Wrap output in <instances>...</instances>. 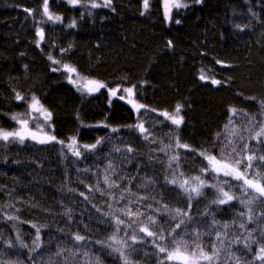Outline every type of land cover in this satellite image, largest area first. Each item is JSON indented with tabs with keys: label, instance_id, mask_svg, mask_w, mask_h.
Listing matches in <instances>:
<instances>
[{
	"label": "trees",
	"instance_id": "1",
	"mask_svg": "<svg viewBox=\"0 0 264 264\" xmlns=\"http://www.w3.org/2000/svg\"><path fill=\"white\" fill-rule=\"evenodd\" d=\"M93 1L48 0L45 14L44 0H0V129L18 130L16 115L40 119L29 108L34 95L51 113L48 130L56 137L29 150L23 144L17 152L11 139H0V264H125V257L128 264H161L165 254L140 225L162 231L169 247L174 238L190 246L195 241L210 254L208 217L245 221L247 208L257 203H240L252 194H242L241 181L210 170L202 174L208 162L198 152L215 155L229 140L264 152V143L251 138L264 120V0H180L183 6L170 18L164 0H147V8L144 0H107L97 7ZM65 64L76 73L67 72ZM69 76L107 87L90 95ZM201 76L220 83L203 82ZM133 85L135 101L148 109V128L156 125L157 132L135 128L138 115L109 95L108 89ZM178 104L183 124L163 133L164 117L155 114H175ZM232 109L253 118L255 127L233 129ZM177 136L190 149L176 148ZM73 138L78 146L96 145L97 152L73 157L68 148ZM173 155L178 159L171 160ZM173 171L201 176L207 186L189 200L168 182ZM105 175L119 187L109 189ZM212 185H223L238 199L214 203L219 194ZM121 192L126 199H119ZM139 197L146 199L131 207L144 216L120 212ZM164 205L188 213L180 228H175L179 218ZM149 215L155 224H148ZM115 216L126 224L136 220L131 227L120 226L117 239L126 240L127 247L109 239L116 233ZM248 262L254 259L243 261ZM212 264L233 263L221 258Z\"/></svg>",
	"mask_w": 264,
	"mask_h": 264
},
{
	"label": "snow or ice",
	"instance_id": "2",
	"mask_svg": "<svg viewBox=\"0 0 264 264\" xmlns=\"http://www.w3.org/2000/svg\"><path fill=\"white\" fill-rule=\"evenodd\" d=\"M70 3L76 4L79 2V0H69ZM145 8H147V0H144ZM168 0H165V6L167 8ZM172 5L174 7H182L183 5L180 4L179 0H172ZM98 5L93 4V7H97ZM44 12L45 14H48V0H44ZM49 19H53L51 15H49ZM55 19L59 20L60 17H55ZM176 23H179L177 20ZM74 26V24L72 25ZM41 39H43V30L39 33ZM169 45H171V41L168 42ZM51 59V57H49ZM63 68L69 72V73H76V69L73 67H70L69 65L65 64L63 65ZM55 71V69H53ZM201 79H204L203 76H201ZM69 81L73 84H76L77 82L69 76ZM213 84H219L220 81L213 79ZM84 87L87 89L88 92L93 91H99L101 88H106L107 85L104 84L101 81L98 80H87L84 84ZM134 85L132 87H128L124 89V92L129 94V96L133 95ZM108 91L115 96L118 91H120L119 88H113L108 89ZM16 99L20 100L23 99V97L20 95V93H16ZM120 99H124L123 96L120 97ZM31 104L29 105V108L31 112H37L42 114L45 121L51 119V113L47 111L43 107V105L40 104V101L36 96L31 97ZM130 104L133 105L134 108L137 109V111L140 108L145 107L142 104L135 103L132 99H129L128 101ZM261 104H264V101H261ZM181 105H177L175 108V114H169L167 112L161 113L163 116H165L168 120L171 121L172 124L179 127L184 122V117L180 114L181 113ZM233 114L236 113V109H232ZM12 119L17 120V122L21 125V127L16 131H6L3 129H0V139L2 140H9V138L18 139L21 143L25 140V138L30 137L33 140H38L39 143H48L51 141H56V137L54 135H48L44 134L43 136H39L37 133L39 131H42L39 125H37V131H32L28 128L29 119H32L31 113L28 114V118H21L19 115L13 116ZM140 129L141 132L146 131L144 129L143 124L136 125ZM227 127V126H226ZM255 127V124L253 125ZM115 131V129H113ZM248 131L251 133L252 129H248ZM237 136V140L243 142L244 137L240 135L239 133L235 134ZM252 139L259 140L260 142L264 143V123H261L259 125L258 130L254 132V135L251 137ZM59 143H63V141H58ZM97 143H100V141H97ZM76 144L75 139L73 138L72 142L68 144L69 149H73V145ZM85 148H95L96 145H85ZM171 147V145L169 146ZM175 147L176 148H184V149H190V146L188 144L181 143L179 140V137H175ZM227 147L231 149V151L225 150V147H221L219 157L217 155H213L210 152H208L207 149L201 150L198 152V154L202 157H204L208 164L204 169H201V173H206L207 171H212L213 173L219 175L223 174L225 177H231L234 180L241 181V189L242 194L245 196H248L249 193H252L254 195L251 196V198L247 200H240V203L242 204H248L251 205L255 199L260 198L264 200V174H262L259 171L255 170L253 161H264V155H256L254 152H251L248 148V145L246 142L243 143V147L238 151L237 150V141L236 140H229L227 142ZM195 151L194 149H192ZM129 152L132 151L131 148L128 149ZM74 155L80 156V152L78 150H75ZM178 156L173 155L171 157V160H177ZM113 166L110 164L109 168H112ZM169 167H171V162L169 163ZM170 179L168 180L169 183L176 185L178 188L182 189L184 193L188 195L189 200L193 198V194L196 196L201 195V189L206 185V181L201 178V176H195V177H184L183 173H176L173 171L170 173ZM104 183L108 185V188L111 189L113 187H119V185L115 181H110V178L108 175H105L104 177ZM224 183H227L225 181ZM216 188L218 192V198L214 201V203L217 204H227L230 201L234 199H238L234 195L230 193V191H226L223 185H212ZM128 191V190H125ZM110 194V193H109ZM81 195H84L81 193ZM115 198V197H113ZM119 199L124 200L126 199L125 193L121 192ZM146 199V197H139L138 200H128L125 207L120 209V212L128 217H136L139 218L141 216H144L145 213L140 211L139 208H137L136 211L132 210V204L137 203L139 204L140 201ZM147 207H151V205H148ZM165 211H170L172 213L173 218H179V222L175 225V228H180L182 224L185 223V218L188 217V213L176 208L174 210L168 209L167 205L163 206ZM251 211V208H249V212ZM241 215H244V213H241ZM11 218V217H10ZM116 222V233L110 237L109 239L114 242V244H120L125 247L128 246V243L126 240H119L117 239V236L119 234L120 226L125 225V227H131L133 223H136V220H130L129 223L126 224L124 219H121L119 216L114 217ZM248 219H251V216H248ZM148 224H155L156 220L152 216H147ZM224 228H227L228 225H223ZM240 227H244L243 224L240 225ZM175 228L172 229V232L170 235L175 233ZM139 231L142 233H145L148 237H153V244L157 248L158 252L164 255V260L161 261V264H165V261L173 262V264H212L213 260L218 255V249L213 246V251L211 254L204 251L203 248L198 244L193 242V244L190 246L185 240L183 239H173L171 241V247H169L167 244H164L163 242L166 240V237L164 233L161 232H155L150 230L148 225H140ZM127 236V233H125ZM199 235L198 233L196 234ZM217 239L222 240V234L220 232H217ZM248 236L251 237V233H248ZM75 239L77 241L84 240L83 236L76 235ZM131 241H136V236L132 235L129 238ZM236 243H239V238H237ZM245 246L247 247V241H245ZM109 248H113L114 251L118 252L121 256H124V252L122 251L121 247H114L113 244H108ZM191 247V251L189 250ZM59 255V253H58ZM87 255V254H85ZM256 259L264 261V245H262L259 249V252L256 254ZM125 264H128L127 257H125Z\"/></svg>",
	"mask_w": 264,
	"mask_h": 264
},
{
	"label": "rangeland",
	"instance_id": "3",
	"mask_svg": "<svg viewBox=\"0 0 264 264\" xmlns=\"http://www.w3.org/2000/svg\"><path fill=\"white\" fill-rule=\"evenodd\" d=\"M93 3L96 5H108L109 4L107 0H94ZM164 4H165V0H164ZM174 8L175 7L172 5V0H168V5L166 8V14L168 18H170L171 11ZM75 81L77 82L76 85L78 84V86L86 89L84 87V84L86 83L87 80H84L79 77H75ZM115 96L117 97L123 96L127 99H132V100L134 99V94L129 96V94H127L126 92H124V90H121V89L120 91L116 93ZM157 115H162V114H158V113L155 114L156 117ZM38 116L40 117V119L36 118L35 116L32 117V119H29L28 128L32 131H37V125H39L40 128L42 129V131H39L37 133L39 136H43L45 133L48 135H51V132L48 130L49 129L48 124H47L48 122L44 120L42 114L38 113ZM146 116L150 117L149 113L138 114V117L140 119L137 125L143 124L144 129H146V131L143 132L145 134L148 133L149 130H152L155 132L156 125L148 128L147 123L144 120ZM163 117L165 121L162 124V128H160V130L163 133H168L171 125L173 124L165 116ZM31 121H33V123H31ZM253 123L255 124V120L251 117H248L247 115H244L243 113H235V114L232 113L233 129H237L236 125L251 126V124ZM263 123H264V120H263ZM20 127L21 125L18 127V129ZM257 127H259V124L256 126V129ZM135 128H138V127H135ZM10 139L14 144L13 146L15 150L13 149V151H16V149L18 151L23 150L24 149V146H22L23 144H27L28 145L27 150H29V145L30 146L34 145L35 147H39V146H42V145L44 146V145H47L53 142L51 141V142L42 144V143H39L38 140H33L30 137L25 138L23 143H21L18 139L9 138V140ZM9 140L7 141L2 140V141L5 143H8ZM222 147H225L226 152L231 151V149L227 147V143L225 144V146L223 145ZM241 148L242 147L239 144H237V150L239 151ZM248 148L251 152H254L256 155H264V152H261L262 148L260 147H255V146L252 147L250 144ZM75 150H78L80 152V156H76L73 154ZM69 151L72 153L73 157H78L79 159L82 158V156H85L89 153L97 152L94 148H84L82 146H78L77 144L73 145V149H70ZM219 154H220V150H218V152L215 155L219 157ZM253 164H254L256 171H259L262 174H264V161L254 160ZM220 175H223V174H220ZM228 178H231V177H228ZM252 195L254 194H251L250 196ZM255 201L257 203H255V206L251 208L250 212H249V207L247 208L245 212V221H242V220L241 221H228V220L219 219L218 217H215V218L208 217L207 225H210L212 235H210L211 242L208 240L206 243L208 244L211 243L209 246L210 254L213 251V246H215V248L219 250L218 255L215 259L220 260L221 258H224L225 262L229 261L230 259V261L233 264H244L243 261H246V259H249V260L254 259V262H253L254 264H264V261L256 259V254L259 252L260 247L264 245L263 244L264 234L262 235V230L261 232L259 230L260 224H261L260 218L262 216L261 212L264 211V200L257 198L255 199ZM229 203H234V200L230 201ZM248 216H251V219H248ZM225 224L228 225L227 228L223 227V225ZM241 224H243L244 227H240ZM217 232H220L222 234V240H223L222 243H221V240L217 239V235H216ZM248 233H251V237L248 236ZM237 238H239V241H240L239 243L234 242L237 240ZM245 241H247V244H248L247 247L245 246ZM248 264H252V262H248Z\"/></svg>",
	"mask_w": 264,
	"mask_h": 264
},
{
	"label": "water",
	"instance_id": "4",
	"mask_svg": "<svg viewBox=\"0 0 264 264\" xmlns=\"http://www.w3.org/2000/svg\"><path fill=\"white\" fill-rule=\"evenodd\" d=\"M40 33V32H39ZM39 35V34H38ZM39 37H40V35H39ZM40 40L43 42V40H44V34H43V39H41V37H40ZM222 65V67H226V65H223V64H221ZM203 82H211L212 83V80H210V79H201ZM213 84V83H212ZM214 86H218L219 84H213ZM101 90V89H100ZM99 90V91H100ZM99 91H93V92H91V94H97ZM119 101L121 102V103H123V104H125L126 106H128L129 108H131L132 110H134L135 112H138V111H141V110H143L145 107H143V108H140L138 111H137V109L136 108H134L133 107V105L132 104H130L128 101L129 100H127L126 98H124V99H120L119 98Z\"/></svg>",
	"mask_w": 264,
	"mask_h": 264
},
{
	"label": "bare ground",
	"instance_id": "5",
	"mask_svg": "<svg viewBox=\"0 0 264 264\" xmlns=\"http://www.w3.org/2000/svg\"><path fill=\"white\" fill-rule=\"evenodd\" d=\"M221 64H223V65H226V64H225V63H223V62H219V63H218V65L222 67V65H221Z\"/></svg>",
	"mask_w": 264,
	"mask_h": 264
}]
</instances>
